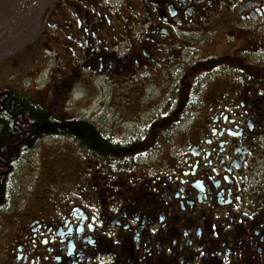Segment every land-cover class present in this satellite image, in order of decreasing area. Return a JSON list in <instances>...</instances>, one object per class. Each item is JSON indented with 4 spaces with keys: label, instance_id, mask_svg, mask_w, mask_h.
<instances>
[{
    "label": "flooded vegetation",
    "instance_id": "obj_1",
    "mask_svg": "<svg viewBox=\"0 0 264 264\" xmlns=\"http://www.w3.org/2000/svg\"><path fill=\"white\" fill-rule=\"evenodd\" d=\"M81 1L55 3L49 26L72 71L43 115L126 143L182 92L185 65L191 114L168 134L157 123L135 159L39 139L74 170L32 175L31 192L0 207V264H264V0ZM207 58L217 67L203 76ZM86 86L89 104L71 112Z\"/></svg>",
    "mask_w": 264,
    "mask_h": 264
},
{
    "label": "rangeland",
    "instance_id": "obj_2",
    "mask_svg": "<svg viewBox=\"0 0 264 264\" xmlns=\"http://www.w3.org/2000/svg\"><path fill=\"white\" fill-rule=\"evenodd\" d=\"M56 1L0 0L1 104L9 97V89L21 94L23 99L29 96L34 100L33 103H36V105H43L44 102V105L51 106L57 105L60 102L62 95L60 91H64L65 88L62 87L61 72L65 70L64 72H66L67 76L71 74V61L69 59L72 57L70 52L65 48V45L68 43L65 34H61L60 37L56 35L58 34L56 30L51 31L49 27L51 19L55 17L53 10L55 9ZM70 2L73 3V1ZM88 2L89 0L87 2L81 1V5L84 7V4ZM123 12L126 16H129L127 7L124 8ZM138 25L139 23L135 27ZM75 35L80 37L77 32H75ZM191 74L192 69L190 66L185 65L181 71L180 78H177V83H179V89L181 91L188 84L187 76H191ZM82 83L81 76H78L74 79L72 85L77 86V88H82ZM92 86L95 88L94 84ZM67 88H65L66 92ZM86 88L87 86L83 88L85 91L81 89L84 95L79 100H76L74 103H71L70 100L68 109L71 112L78 108L84 109L89 104L87 100L92 95L87 96V93L90 92H87ZM29 97L27 100L31 101ZM102 103L104 104V100L100 98L99 101L90 107L95 110L102 106ZM58 109L59 112L54 113L56 116H59L60 113H65V105L59 106ZM46 117L43 115L44 119L41 120L42 123L38 122L35 118L29 117V119L31 118L30 122H28L30 128L33 129L35 126L39 128L38 134L34 137L43 136V131L40 130V127L47 126L48 121H46ZM161 121L163 120L157 114L153 115L149 122L152 125H156ZM184 122L186 121L178 123L174 128L180 130L184 126ZM130 127L131 125H128L126 128ZM169 127L166 124L164 129ZM11 135V139L9 138L10 145L14 147L11 149V157L16 155L20 150H22V156L12 163L4 156V149L0 148V174H2L0 181L1 185L5 186L2 182L9 179V182L7 181L8 189L5 191V194L10 196L9 199L11 198L13 200L20 191L31 192L32 186L30 184L33 183V180L29 178L31 175L38 174L39 179L42 175L49 174L54 169L74 170V165L65 159V152H58L59 155L55 154L57 152L56 150H58L56 145H45L46 143L43 145L39 143L35 149L31 150L28 154H24L23 148H27L23 145L27 144L29 140L33 141L36 138L31 137V135L27 138L19 134L15 135L14 133ZM49 142L52 143V141ZM38 148L44 149L40 153L37 150ZM61 149L62 147L59 146V150ZM63 150H65V145L63 146ZM11 170L12 173H8ZM39 181L36 182L38 186L41 185ZM1 201L0 206H2Z\"/></svg>",
    "mask_w": 264,
    "mask_h": 264
},
{
    "label": "trees",
    "instance_id": "obj_3",
    "mask_svg": "<svg viewBox=\"0 0 264 264\" xmlns=\"http://www.w3.org/2000/svg\"><path fill=\"white\" fill-rule=\"evenodd\" d=\"M50 30L53 31L54 29L51 28ZM197 65V68L202 71L203 76L208 74L210 70L211 73H213L217 67L211 65L209 58H207V60L202 59ZM230 66L231 65L224 64L221 68L226 69ZM187 80L188 84L186 87H183V91L180 92V94L178 93V95L169 98V103H166L162 107L160 111L161 113L158 112L160 119L170 126L169 128L164 129V132L167 134L171 132L178 123L185 121L191 114L190 100L193 98V94L190 84H192L193 78L187 76ZM8 91L10 94L9 97L4 103H0V148L4 149V156L14 163L22 156V150L11 157V149L14 147L10 145L9 138L11 139V134L13 133L15 135L19 134L25 138L30 137L31 128L28 122H30L31 118L29 119V117L35 118L38 122L42 123L41 120L44 119V102L43 105H36V103H33L34 100L29 96L23 99L21 94L15 93L12 89H9ZM28 97L31 101L27 100ZM46 121H48L47 126L40 127V130L43 131V136L36 137L37 140H29V143L27 142V144H24L23 146L28 149L23 148L25 152L24 154H28L31 150L35 149L41 138L45 140L63 138L65 139V150L73 149L74 146H77V148H83L87 145H91L94 146V149H100L101 151L108 150V152L112 153H127L130 158L135 159L138 155L149 153L156 146L153 141L158 138V136L152 138L153 129L156 128V125L152 124L149 125L148 128H145L141 133L130 134V140L123 143L116 139H108V136L104 133H100L96 127L83 124V122H73L69 124L65 123L63 120H54L49 116L46 117ZM127 148H130L128 152H126ZM8 173H12V170L8 171ZM0 177H2V174H0ZM7 181L9 182V179L2 182L5 186H2L0 181L1 205H6L10 197L5 194V191L8 189Z\"/></svg>",
    "mask_w": 264,
    "mask_h": 264
}]
</instances>
